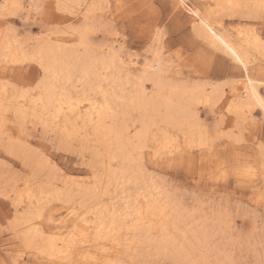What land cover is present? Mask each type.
<instances>
[{
    "label": "rangeland",
    "instance_id": "obj_1",
    "mask_svg": "<svg viewBox=\"0 0 264 264\" xmlns=\"http://www.w3.org/2000/svg\"><path fill=\"white\" fill-rule=\"evenodd\" d=\"M183 1L78 0L77 5H71L74 8H62L56 0H19L18 6L5 7L0 0V40L11 41L8 43L15 54L14 60L0 61V264H264V164L260 155L264 150V115L256 108L241 117L229 111L230 102L240 93L244 73L197 36L194 18L188 13L190 9L198 10L233 40L238 41L245 34L260 40L262 48L253 52L248 72L262 85L259 88L264 97V9L249 17L238 4L243 0H234L231 7L218 0ZM83 24L90 29L92 52L103 58H110L113 53L112 72L121 82L111 77L110 70H98L90 82L71 78L63 94L72 95L73 100L81 98L79 108L84 112L90 104L87 99L101 102L103 98L117 99L116 95L125 92L135 94L142 82L140 72L144 66L153 65L163 72L164 83L188 90L196 85L207 93L211 88L217 90L210 104L196 105L197 121L207 131L203 137L205 146H191L183 132L161 123L150 129L138 150H133L131 165L121 164L97 146L92 127L88 124L83 129L82 121L73 120V116L72 127H68L69 141L59 136L57 125L61 124V117L48 127L34 121L27 114L31 107L28 104L41 95L45 74L32 58V49L49 42L79 56L82 49L72 30ZM58 86L59 93L62 85ZM144 86L147 93L154 90L150 83L145 82ZM21 108H28L24 117H18L16 112ZM135 113L130 111L128 124L137 119ZM134 124V128H139ZM165 131L172 137L171 146L164 145ZM126 165H130L139 183H127L126 177L122 185L110 183L108 173L116 170L120 175ZM144 184L152 195H158L153 198L161 200V204L168 203L164 215L169 218L147 210V203L139 194ZM84 188L92 195L81 193ZM43 190L46 195L38 194ZM16 191L23 194L21 199ZM28 191L38 196L31 202L34 218L30 216V222L25 224L24 214L30 205L25 197ZM134 207H139L144 215L143 228L134 218ZM113 215L118 216L113 223L108 222ZM96 219L110 223L111 230L97 235L90 227ZM163 222L175 237L176 246L184 244L190 252L186 261L176 260L172 248H161L158 240L162 238ZM31 228H37L43 237L29 248L21 235ZM45 241L54 244L53 252L44 246Z\"/></svg>",
    "mask_w": 264,
    "mask_h": 264
},
{
    "label": "bare ground",
    "instance_id": "obj_2",
    "mask_svg": "<svg viewBox=\"0 0 264 264\" xmlns=\"http://www.w3.org/2000/svg\"><path fill=\"white\" fill-rule=\"evenodd\" d=\"M18 1L19 0H2V2H4V5H3L4 7L5 6H18ZM56 1H57V4H59V6L62 8H66V7L74 8V6H71V5H75L78 0H56ZM218 1L224 2V3L225 2L230 3V5H229L230 7H231V5L234 4L233 3L234 0H218ZM30 2H33V0H30ZM179 2L181 4L184 3L183 0H179ZM239 2H241V3H238V2H236V3L240 4L241 7H244V9L248 12L249 17L253 16L252 14L257 12L258 10H261V8L264 9V0H243V1H239ZM77 4H78V2H77ZM80 4H81V2H80ZM233 8L234 7H232V9ZM237 9L239 10V8H237ZM86 11H88V10L86 9ZM233 11H235V10L233 9ZM188 13H189V15H191L194 18L193 27H194V31L196 32L197 36L200 37L201 39L205 40L208 44H210L216 50L220 51V53L227 56L228 59H230L231 62L233 61L235 64H237L242 69V71L244 73L243 81L241 82V85H240L241 87L239 88L240 93L236 96V98H233V100L230 102L229 111H231L232 113H234L236 115L242 116L245 113H247V112L249 113L250 111H252L253 109L256 108V109H259L260 113L264 115V97L260 93V88H259V85H261V84H260V82L256 81L252 77H250L249 72H248V66L250 65V62H251L250 58H251L253 52L258 51L259 49L262 48L260 40L255 35L252 36L250 34H245L243 37H240V39L238 41L233 40L230 37V35H228L224 30H222L217 24H215L213 21H211L208 17L200 14L198 10H196V9L191 10L190 9V10H188ZM72 31L75 32L79 38L78 46L82 49V53L79 56L76 55V52L73 54L71 52H69V53L65 52V50L63 48H59V47L56 48L52 44H50L49 42L42 44V45H37L35 48L32 49V51H31V54H33L32 58H34V60H36V61H38V63H40V66L42 67L44 74H45V80H44V83L42 82L43 84L41 87V89H42L41 95L40 96L38 95L39 97L35 101H33L32 104H28L29 106L31 105L29 111H28L29 107L26 109V111L22 110V108L18 109L16 111L19 114L18 117L26 116L25 112L28 111L27 114H29L33 118L34 121H38V123H41L45 127L50 126L54 122V120L61 117V119H62V120L60 119L61 124L57 125L58 126L57 130H59V132L61 133V135H59L60 137L62 136V138H65V139L67 138V140L69 141L68 136L71 133L68 132V130H69L68 127L71 126V124H73V123L70 124V120L73 116L75 118V119L72 118L73 120L79 119L78 121H80V120L82 121L83 126H84V127H82L83 129L85 128L86 125L89 124V126L92 127L91 132H93L92 135L95 137L93 139L96 140L97 146L100 147V149L102 148L101 150H105V152H106L105 154H107V155L110 152V154H112V158L114 160L115 159L119 160L121 162V164L127 163V162H128V164H130V162L133 161V160H131V158H133V157H131L133 150L137 147L142 146V144L144 143V141L148 135V132L151 131L150 129L153 126H157L158 124H161V123H164L165 125H167V127L170 126L172 128H176L177 130H180L181 132H183V134H185V136H186V139L188 137L189 143L192 144L191 146H193V145L194 146L197 145L198 147L199 146H205L207 141L203 137L206 136L207 131L206 130L204 131L197 121V118H198L197 113L198 112L196 109L198 107L196 108V105L199 103H209L211 101V99L214 98L215 91L217 92V90L214 89L212 91V88H211L212 92L209 90L210 93L209 92L207 93L200 87H198V88H200V89H198L196 87V85H194V89L192 88L193 90H191V88H190V90H188L185 87H178V86H175V85H172L169 83L168 84L164 83L165 81L163 82V79H162V76H163L162 73L163 72L161 70L155 69L153 67V65L148 64L147 66H144V69H142L143 72L142 71L140 72V74H142V75H140L142 80L141 79H139V80H141L143 83L140 82V84L137 87L138 88L137 92L135 94L133 93L131 95V94H129V93L127 94L125 92L124 95H116L117 99H116V97H115V99L103 98L104 97L103 96L102 97L103 100L101 102H96L94 100L90 101V99H87V100H89L90 104H89L88 108L86 110H84V112L82 111L83 112L82 113L80 108H79L80 107L79 103H80L81 98L73 100L72 99L73 97L71 98L72 95L70 96V94H69V96H66L65 94H63L64 91H67L65 86H67L66 84H68V82L70 81L71 78L73 80L77 78L76 80L80 81L82 83L90 82V81H92L91 80L92 78H95L98 75V72H99L98 70H105V71L110 70L111 71L110 72L111 77L115 78V81H120V77L116 76L114 74V72H112V70L114 68L112 66L114 64V57H112L113 53H112L110 58L109 57L103 58V57L98 56L95 52H92V50H90V44H91V42L89 40L90 29H89V27H87V25L83 24V25L79 26L77 29L75 28ZM2 39L3 38H1V40H0L1 41V43H0V61L5 60L7 58L8 59L11 58V60H14L15 54L11 49L12 44L11 45L9 44L11 41L9 42L7 40L9 42L8 43V42H4L5 39H3V41H2ZM69 48H72V47H69ZM74 49H75V47H74ZM23 54L27 55L24 52H23ZM100 73H101V71H100ZM110 73H109V75H110ZM73 77H76V78H73ZM104 77H105V75H104ZM136 79L138 80V78H136ZM103 82H105V81H103ZM145 82L150 83L152 85V87L154 88V90H150L147 93L146 87L144 86ZM138 83H139V81H138ZM72 84H73V82H72ZM72 84L70 85V88H71V86H73ZM58 85H62L59 93L56 91L57 88L59 87ZM106 87H108V86H106ZM96 88H98V87H96ZM99 88H100V86H99ZM99 88H98V91H99ZM213 88H215V87H213ZM101 91H102V89H101ZM101 91H100V94H101ZM68 92H71V90L70 91L68 90ZM127 92H128V90H127ZM102 93H104L103 95H105L104 91ZM115 94H117V93H115ZM96 96H97V94H96ZM85 100H86V98H85ZM0 103H1V101H0ZM200 106H202V105H200ZM51 108L53 109L52 112L54 114V116L52 114V117L50 116V113H48L50 111L49 109H51ZM130 111L136 112L138 114V117L136 120H134L133 122L130 121V123L128 124ZM48 114L51 118L50 119L51 121H49V119H48L49 118ZM29 115H28V117H29ZM21 121H19V123H21ZM135 122H136V124H138L139 128L138 127L134 128ZM56 123L54 122V124H56ZM82 128L80 130L83 131ZM132 128H134L135 131L131 132L130 130ZM51 129H52V127H51ZM169 129H171V128H169ZM176 129L173 132H175ZM171 130H173V129H171ZM74 131H76L75 128H74ZM77 131H79V130H77ZM157 133H159V132H157ZM178 134H180V133H178ZM213 134H214V132H213ZM152 136H154V135H152ZM162 140L164 142V145H170L172 143V137L170 136V133L165 131V133L162 135ZM174 140H176V139L174 138ZM183 140H184V138H183ZM80 141H81V139H80ZM174 143H175V141H174ZM80 144H82V143H80ZM162 145L163 144H161V146ZM165 148H167V147H165ZM161 149H162V147H161ZM137 150H138V148H137ZM139 152H140V149H139L138 153ZM97 153H99V152H96V154ZM105 154H103V155H105ZM260 155L262 156L261 159H262L263 164H264V150L260 152ZM101 156H102V154H101ZM95 157H96V155H95ZM105 157L106 156H104V158ZM108 158H109V156H108ZM109 163H111V162H109ZM130 165L129 166L126 165L127 169H125L124 172L122 171V173L120 175L115 173L116 170H115V172H110V171H109L110 173L106 172V174L107 173L109 174L106 176V178L109 177L108 178L109 182L115 181V182H117L118 185L123 182L122 180H124L125 177H126L125 180H127L126 181L127 183H128V181L139 183L137 180L138 177H136L135 174L131 173ZM102 167H104V165ZM139 168H140V166H139ZM134 171H135V169H134ZM2 175H4V174H2ZM105 175H103V176H105ZM4 178H6V177H4ZM15 178L16 177H14V179ZM33 178H35V177H33ZM21 180H19V181H21ZM119 181H121V182H119ZM5 182H4V184H6ZM23 182H24V180H23ZM26 183L27 182H25V185H26ZM4 184H3V186H4ZM13 185H14V183H13ZM7 186H9V185H6V187ZM141 186H142V188H140L141 190H140L139 194L142 198H144L145 202L147 203V205L145 206V207L148 206L147 210L149 209L148 211H150V212L155 211L156 214H160L162 217H164L165 216L164 211H165V208L167 207L168 203L166 201H163L161 204L160 203L161 200H159V201L156 200L158 195H155V193L152 195L151 194L152 192L147 190V188H146V187H148L147 185L144 184ZM15 187H16V185L13 188H15ZM154 187H155V184H154ZM25 188L27 189V187H25ZM40 188L44 189V188H42V186ZM30 189H32V188H30ZM79 189H81V188H79ZM27 190H29V189H27ZM46 190H43V192H38V194L42 195V193H45L44 191H46ZM11 191H13V189ZM11 191L9 192V195H10V193H11V195L13 194ZM80 192L81 193L84 192V195L86 197L87 196L89 197L92 195V193L89 189L84 188V190H80ZM16 193H18L17 198L21 199L23 197V194L21 192L16 191L15 194ZM25 193L26 192H24V194ZM35 193H37V192H35ZM55 194H53L54 197H55ZM65 194H67V193H65ZM45 195H46V193H45ZM36 196H38V195H33V193L30 194V192L26 193L25 197L28 198L30 205L28 204L29 205L28 209L24 214V217H25L24 223L25 224L30 222L31 217L34 218V216H31L32 210H33L32 208H34L32 206L33 204L31 202H32V199L35 198ZM69 196L70 195H68L66 198H68ZM153 196H155L156 199H155V197L153 198ZM14 197H16V196H14ZM43 198H45L44 194H43ZM51 198H49V199H51ZM16 200H19V199H16ZM24 200L25 199H23V201ZM34 200H36V202H38L37 199H34ZM17 202H19V201H17ZM43 202L45 204V201H43ZM46 202H48V201H46ZM133 203H134L133 206L136 205L135 202H133ZM133 206H131V207L133 208ZM37 207H35V208L37 209ZM125 208L127 209V207H125ZM134 208L136 210V214H135L134 218H138V222L140 225L139 227L143 228L144 225L146 224L145 219H144V215H143L142 211H140L139 207H134ZM39 212L41 213V211H39ZM130 212L132 213V211H130ZM153 213L154 212H152V214ZM37 214L39 215V213H37ZM36 215H35V217H36ZM115 216H118V215H115ZM115 216L113 215L109 219L108 222L113 223ZM130 217H132V216H130ZM165 217H167V216H165ZM167 218H169V216ZM128 219H129V217H128ZM96 220H97L96 222L93 221V223H90V227L92 229H94L95 233L97 235H101L105 232V230L108 232V230L110 229V226H108V225L110 223L108 224L106 221H104V219H96ZM176 220H177V218H176ZM182 221H184V220H182ZM89 222H91V221H89ZM89 222H87V223H89ZM172 222H170V223H171L173 229H176V227H175L176 225L173 224ZM136 224H138V223H136ZM161 227H162V229H161L162 234H160V235H162L161 236L162 238L160 240H158L159 244L161 245V248L164 250H167V251H168V249L172 248V250L175 252L174 258L180 262L186 261L187 259H189L190 252H187L185 250V248L183 247L184 244H180V246L178 244L176 246L175 237L172 236V234H170L171 232L169 231L170 229L168 228V225L165 224V222H163ZM146 231H148V230H146ZM147 234H150V233H147ZM204 236L206 237V235H204ZM42 237H43V234L40 233L37 230V228H35V229L31 228V229L26 230L25 232L23 231V233L21 235L22 241L29 248L30 247L32 248L36 243H38L37 239L42 238ZM183 240L185 242L187 241L186 239H183ZM203 240H205V239H203ZM43 243H44V246H46L49 251L53 252L55 250V248L52 249L53 245H54L53 243L51 244L49 241H45ZM64 245H65V243H64ZM64 245H62V246H64ZM174 246H176L178 248L175 249ZM163 253H165V252H163ZM225 262L226 261H222L220 264H227V262L226 263ZM202 263L206 264V262H202ZM191 264H201V263L199 261H194Z\"/></svg>",
    "mask_w": 264,
    "mask_h": 264
}]
</instances>
